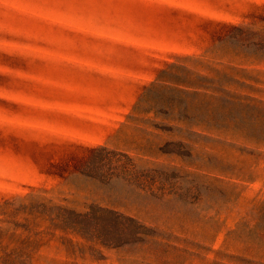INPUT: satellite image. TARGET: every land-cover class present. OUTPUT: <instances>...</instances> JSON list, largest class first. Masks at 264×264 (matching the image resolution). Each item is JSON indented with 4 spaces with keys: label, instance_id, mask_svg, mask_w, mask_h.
Here are the masks:
<instances>
[{
    "label": "rangeland",
    "instance_id": "1",
    "mask_svg": "<svg viewBox=\"0 0 264 264\" xmlns=\"http://www.w3.org/2000/svg\"><path fill=\"white\" fill-rule=\"evenodd\" d=\"M93 206L145 229L65 223ZM0 264H264V0H0Z\"/></svg>",
    "mask_w": 264,
    "mask_h": 264
},
{
    "label": "trees",
    "instance_id": "2",
    "mask_svg": "<svg viewBox=\"0 0 264 264\" xmlns=\"http://www.w3.org/2000/svg\"><path fill=\"white\" fill-rule=\"evenodd\" d=\"M68 150L81 151L83 156L78 158V153L73 152L63 155L64 158L57 157V164L69 161L75 164L76 169H81L89 176L102 179H110L120 174H137L139 170L136 165L123 161L120 157L124 154L109 150L104 147L85 148L83 146H63ZM52 157L50 166H54L55 158ZM65 223L70 222L75 230L86 236L101 241L105 245L119 246L141 234L145 226L135 217L123 214L113 209L99 206L91 207L89 212H76L62 209Z\"/></svg>",
    "mask_w": 264,
    "mask_h": 264
}]
</instances>
